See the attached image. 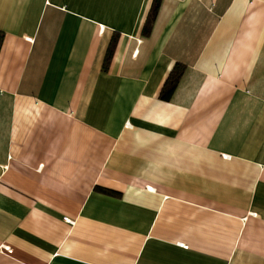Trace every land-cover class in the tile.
Instances as JSON below:
<instances>
[{
    "label": "crops",
    "instance_id": "obj_1",
    "mask_svg": "<svg viewBox=\"0 0 264 264\" xmlns=\"http://www.w3.org/2000/svg\"><path fill=\"white\" fill-rule=\"evenodd\" d=\"M152 1L0 0V264H264V0Z\"/></svg>",
    "mask_w": 264,
    "mask_h": 264
},
{
    "label": "trees",
    "instance_id": "obj_2",
    "mask_svg": "<svg viewBox=\"0 0 264 264\" xmlns=\"http://www.w3.org/2000/svg\"><path fill=\"white\" fill-rule=\"evenodd\" d=\"M159 5H160V0H153L152 1V4H151V7H150V10H149V13L147 15V18L145 20V23L143 25V29H142V32L144 35H148L151 31V28H152V24L154 22V19L157 15V12H158V9H159ZM3 38H4V34L3 32L0 30V48H1V45H2V42H3ZM113 46H114V40L111 41L108 49H107V52H106V56L104 58V68H106L109 60H110V57L112 55V51H113ZM181 71L182 69L181 68H177L172 70L165 83H164V87L160 93V96L164 99L168 98L170 96V94L172 93L173 89L175 88L177 82H178V79L181 75ZM102 192L104 193H108V194H113V191L111 190H108V189H103L101 188L100 189Z\"/></svg>",
    "mask_w": 264,
    "mask_h": 264
},
{
    "label": "built area",
    "instance_id": "obj_3",
    "mask_svg": "<svg viewBox=\"0 0 264 264\" xmlns=\"http://www.w3.org/2000/svg\"><path fill=\"white\" fill-rule=\"evenodd\" d=\"M7 249H8L7 246H2V247H1V250H2V251H6Z\"/></svg>",
    "mask_w": 264,
    "mask_h": 264
}]
</instances>
